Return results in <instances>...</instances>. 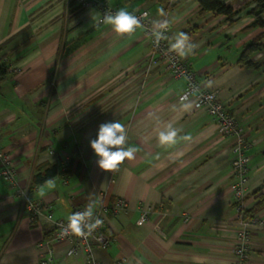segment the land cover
I'll return each mask as SVG.
<instances>
[{
  "label": "crops",
  "instance_id": "1",
  "mask_svg": "<svg viewBox=\"0 0 264 264\" xmlns=\"http://www.w3.org/2000/svg\"><path fill=\"white\" fill-rule=\"evenodd\" d=\"M107 1L160 19L157 0ZM227 3L241 10L232 23L224 14L201 15L199 0H173L169 40L180 31L191 37L198 47L184 59L245 125L249 209L254 191L264 190V68L238 58L264 27H250L254 1ZM99 20L97 9L79 10L75 0H0V60L9 67L0 83V141L17 170L13 183L0 173V264H85L82 253L68 254L69 241L54 240L45 215L67 220L77 207L92 205L95 213L101 204L113 238L107 248H94L104 264H194L193 256L203 264H235L241 225L231 188L232 139L219 135L206 108L178 110L186 80L173 77L164 62H151L144 29L122 38ZM149 113L190 139L165 151ZM113 119L126 125L138 149L115 178L98 167L89 146L98 124ZM177 152L184 155L176 159ZM55 163L66 173L52 178L56 188L41 197L34 170ZM119 198L127 205L114 214ZM145 202L154 209L138 224ZM38 204L41 216L33 210ZM251 238L252 264H264V228L252 227Z\"/></svg>",
  "mask_w": 264,
  "mask_h": 264
},
{
  "label": "built area",
  "instance_id": "2",
  "mask_svg": "<svg viewBox=\"0 0 264 264\" xmlns=\"http://www.w3.org/2000/svg\"><path fill=\"white\" fill-rule=\"evenodd\" d=\"M79 10L97 9L100 13V18L106 14L115 12L119 8L117 6H111L107 0H75ZM147 13L148 16L145 19L147 28H150V21L153 20L149 10L140 12H134L138 16ZM149 39V45L151 48V62L159 64L165 63L167 70L175 78H184L186 80V87L184 92H192L193 96L190 97L196 102V108H206L217 125V131L221 137L230 138L233 141V159H232V183L231 188L233 190V197L236 203L238 211V221L241 225V231L239 232L238 242L235 246L236 261L235 264H252L251 249L252 238L251 228L259 227L264 228V216L255 215L251 218L244 217L245 198L248 194V182H249V162L250 156L247 151L251 143L246 137L245 125L235 116L228 108L226 103L222 100L217 89H206L202 87L196 71L192 68L190 63L186 59L178 57L175 53L169 51L170 40L161 41L157 46L152 37L149 35L147 29H144ZM171 30V26H170ZM170 30L167 32L169 36ZM180 95V96H181ZM179 96V97H180ZM123 165V164H122ZM120 166V168L122 167ZM0 168L2 177L9 181L14 182L17 170L15 168L12 154L4 150L0 141ZM114 172V178L116 175ZM101 208L98 212H95V216H99L104 224L98 228L92 237L88 239H82L75 236L65 235L61 236V232L67 224V220L56 219L52 212H48L45 217L53 222L54 226V240H67L70 242L69 255L78 253L83 254L85 264H104L100 259L96 258L94 254V248L101 246L107 248L112 243V236L108 232V221L105 216L106 208L101 204ZM126 201L123 199H117L114 206L111 208L112 212L116 214L118 211L126 207ZM154 209V205L145 202L141 206V215L138 219V224H143L150 218V213ZM33 210L36 215L41 216L44 211L40 204L33 206ZM84 208L77 207L76 211H83ZM189 218L187 217L186 220ZM157 227V226H156ZM4 251V245L0 241V257ZM52 251V250H51ZM52 259V255L48 260ZM115 264H124V260H118Z\"/></svg>",
  "mask_w": 264,
  "mask_h": 264
},
{
  "label": "clouds",
  "instance_id": "3",
  "mask_svg": "<svg viewBox=\"0 0 264 264\" xmlns=\"http://www.w3.org/2000/svg\"><path fill=\"white\" fill-rule=\"evenodd\" d=\"M157 15L160 19L151 20V27L147 28L144 22L148 16L147 13L138 16L133 12L120 8L115 12L102 16L99 23L109 26L113 33L122 38L133 35L138 29H147L153 42L159 46L161 41L169 40L167 32L174 21L167 18L168 14L164 8H159ZM93 19L95 21V18ZM197 47L198 45L192 42L191 37L186 32L180 31L175 34L169 44V51L183 59L191 56ZM212 84V81H208L209 87ZM192 96V92H187L179 97L178 110L181 113L191 111L194 106H198L195 100L190 98ZM148 116L156 120V126L152 131L155 133L158 146L165 151L175 148L181 141L190 139L187 134H183V128L175 126L173 122L162 121L155 113H149ZM89 146L98 158L96 161L98 167L106 172L119 171L120 166L126 160L135 159L138 151L136 146L129 143L126 125L116 119L99 123L95 137L89 139ZM183 155V152H177L175 158L179 159ZM55 188V180L47 179L38 189V193L43 197L46 191ZM103 224L104 221L99 216L94 215L93 206L89 205L83 211L72 212L67 217V224L62 230L61 236L70 235L88 239ZM192 259L194 264H203V257L193 256Z\"/></svg>",
  "mask_w": 264,
  "mask_h": 264
},
{
  "label": "trees",
  "instance_id": "4",
  "mask_svg": "<svg viewBox=\"0 0 264 264\" xmlns=\"http://www.w3.org/2000/svg\"><path fill=\"white\" fill-rule=\"evenodd\" d=\"M252 1H254L256 5L247 12L249 15H252L254 17V21L250 27H264V0ZM157 2L161 8L165 9L166 12H168L172 8L173 0H157ZM199 2L201 6V15L210 12H214L216 14H224L227 21H229L230 23H232L234 18L241 12V10L235 9L232 5L228 4L227 0H199ZM263 36L264 33L262 32L242 48V51L238 58V61L241 64L252 67L254 69L264 68V60L258 61L253 58L257 53H261L264 51V42H262ZM8 69L9 67L7 63L3 60H0V83L7 76ZM34 171L35 172L32 176L33 184L44 183V181L47 179H52L58 175L66 173L60 168L57 163L38 166ZM254 196H256L255 198L257 199V201L251 208L244 209L245 218H251L264 209L263 186L254 191Z\"/></svg>",
  "mask_w": 264,
  "mask_h": 264
},
{
  "label": "rangeland",
  "instance_id": "5",
  "mask_svg": "<svg viewBox=\"0 0 264 264\" xmlns=\"http://www.w3.org/2000/svg\"><path fill=\"white\" fill-rule=\"evenodd\" d=\"M261 54H262V53H261ZM263 55H264V54H263ZM263 55L257 54L256 56L259 58V57H262ZM256 56H255V57H256Z\"/></svg>",
  "mask_w": 264,
  "mask_h": 264
}]
</instances>
